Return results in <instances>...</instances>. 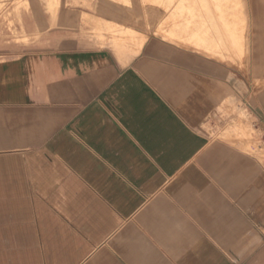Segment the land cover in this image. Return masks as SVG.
I'll return each mask as SVG.
<instances>
[{
    "label": "crops",
    "instance_id": "0c3cea01",
    "mask_svg": "<svg viewBox=\"0 0 264 264\" xmlns=\"http://www.w3.org/2000/svg\"><path fill=\"white\" fill-rule=\"evenodd\" d=\"M27 2L0 19V264H264V0L133 54L92 42L96 0Z\"/></svg>",
    "mask_w": 264,
    "mask_h": 264
},
{
    "label": "rangeland",
    "instance_id": "374dc122",
    "mask_svg": "<svg viewBox=\"0 0 264 264\" xmlns=\"http://www.w3.org/2000/svg\"><path fill=\"white\" fill-rule=\"evenodd\" d=\"M44 1L50 8L60 4V0ZM27 4V0H0V19L14 25L19 9ZM96 5L97 16H85L82 20L89 27L92 42L109 46L117 53L133 54L150 36L182 47L202 46L208 50L207 36L217 30L214 24L217 18H225L223 13L241 10V15L236 18L244 27L246 16L243 9L247 7V0H96ZM215 11L220 13L217 18L212 17ZM106 16L109 22L104 20ZM224 25L229 28L227 23ZM229 33L235 37L234 29L229 28ZM201 37L207 43H201ZM211 54L216 56L215 52ZM247 117V112L243 110L241 118ZM240 130L250 137L256 133L248 124Z\"/></svg>",
    "mask_w": 264,
    "mask_h": 264
},
{
    "label": "built area",
    "instance_id": "2783aa9c",
    "mask_svg": "<svg viewBox=\"0 0 264 264\" xmlns=\"http://www.w3.org/2000/svg\"><path fill=\"white\" fill-rule=\"evenodd\" d=\"M257 128H258L259 131H262L263 132L264 131V123L261 122L260 124H258V127Z\"/></svg>",
    "mask_w": 264,
    "mask_h": 264
}]
</instances>
